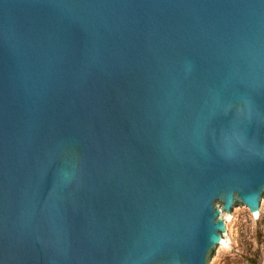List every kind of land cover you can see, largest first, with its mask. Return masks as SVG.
<instances>
[{
  "label": "water",
  "instance_id": "water-1",
  "mask_svg": "<svg viewBox=\"0 0 264 264\" xmlns=\"http://www.w3.org/2000/svg\"><path fill=\"white\" fill-rule=\"evenodd\" d=\"M264 201V0H0V264H214Z\"/></svg>",
  "mask_w": 264,
  "mask_h": 264
},
{
  "label": "rangeland",
  "instance_id": "rangeland-1",
  "mask_svg": "<svg viewBox=\"0 0 264 264\" xmlns=\"http://www.w3.org/2000/svg\"><path fill=\"white\" fill-rule=\"evenodd\" d=\"M230 235L222 237L229 245L218 252L214 264H264V201L260 218L247 208L234 216L222 211Z\"/></svg>",
  "mask_w": 264,
  "mask_h": 264
}]
</instances>
